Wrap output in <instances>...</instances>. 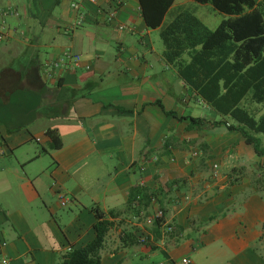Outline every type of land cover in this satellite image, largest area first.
<instances>
[{"label": "crops", "instance_id": "obj_1", "mask_svg": "<svg viewBox=\"0 0 264 264\" xmlns=\"http://www.w3.org/2000/svg\"><path fill=\"white\" fill-rule=\"evenodd\" d=\"M155 32L139 0H0V264H61L96 237L97 209L113 222L101 264H264V156L215 124L235 121L179 76ZM157 208L178 233L145 222Z\"/></svg>", "mask_w": 264, "mask_h": 264}, {"label": "trees", "instance_id": "obj_2", "mask_svg": "<svg viewBox=\"0 0 264 264\" xmlns=\"http://www.w3.org/2000/svg\"><path fill=\"white\" fill-rule=\"evenodd\" d=\"M139 1L147 27L160 28L165 60L176 66L179 76L217 113L235 121L219 120L215 124L240 132L247 143L253 144L257 155L264 156V147L256 136L264 134V114L256 118L244 105L248 99L264 103V0H194L210 3L215 10L229 15L215 29L187 9L164 24L175 0ZM158 104L167 115L179 120L188 118L192 124L201 122L196 117H178L175 111ZM50 135L53 142L59 141L53 130ZM132 193L136 201L138 197L141 201L150 198L141 185L134 186ZM96 215V237L85 246L68 251L61 264H101V250L113 222L99 209ZM160 226L156 220L154 227Z\"/></svg>", "mask_w": 264, "mask_h": 264}, {"label": "built area", "instance_id": "obj_3", "mask_svg": "<svg viewBox=\"0 0 264 264\" xmlns=\"http://www.w3.org/2000/svg\"><path fill=\"white\" fill-rule=\"evenodd\" d=\"M88 1L91 3H97L98 0H88ZM73 6L77 8L78 3L75 2L73 4ZM116 17H117L116 10H113L109 13V21L110 22L115 21ZM117 28L121 31H127L130 29L126 25H123V24H118ZM75 59L77 61H79L80 57H75ZM217 172H218V170H215L214 174L217 175L218 174ZM69 202H70V199L64 193H61L60 194V205L63 207H66L69 204ZM156 220H158L160 222V225H161L160 227L163 228V234L164 235H171V234L173 235V234L178 233V228L175 224L167 223L165 221V211L162 208H157L154 215L147 216L145 218V222L148 225H154ZM4 246H6V243L1 242L0 243V253H1ZM2 262L4 264H8L9 260L7 258H3ZM173 264H193V260L190 257H184L181 260L174 262Z\"/></svg>", "mask_w": 264, "mask_h": 264}, {"label": "rangeland", "instance_id": "obj_4", "mask_svg": "<svg viewBox=\"0 0 264 264\" xmlns=\"http://www.w3.org/2000/svg\"><path fill=\"white\" fill-rule=\"evenodd\" d=\"M182 9H187L194 12L210 29H215L223 19L229 17V15L215 10L210 3L202 4L194 0H176L175 8L173 12L168 15L167 20L169 21L171 19L173 13L175 14V11ZM154 36L158 40V46L163 48L164 44L161 40L160 32L158 34L155 32Z\"/></svg>", "mask_w": 264, "mask_h": 264}]
</instances>
